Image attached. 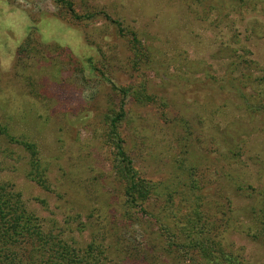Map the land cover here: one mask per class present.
<instances>
[{"label": "rangeland", "instance_id": "374dc122", "mask_svg": "<svg viewBox=\"0 0 264 264\" xmlns=\"http://www.w3.org/2000/svg\"><path fill=\"white\" fill-rule=\"evenodd\" d=\"M122 111L140 175L174 181L186 157L212 236L264 264V0H0V123L37 144L49 187L0 132L3 180L95 264H206L162 201L128 208Z\"/></svg>", "mask_w": 264, "mask_h": 264}, {"label": "trees", "instance_id": "16d2710c", "mask_svg": "<svg viewBox=\"0 0 264 264\" xmlns=\"http://www.w3.org/2000/svg\"><path fill=\"white\" fill-rule=\"evenodd\" d=\"M246 96V95H242ZM122 111L110 120L109 135L113 148V169L123 185L125 202L130 209H136L155 197L162 201L163 210L171 217L187 249L199 251L206 264H241L223 243L212 236L202 211L201 199L204 188L194 176V165L183 157L179 162L181 173L174 181L154 182L140 175L127 154L124 139L119 132ZM0 132L12 142L22 144L29 152L30 176L45 188L48 182L41 177L39 148L34 142H19L7 126L0 123ZM188 174V179L182 176ZM0 163V264H95L93 250L88 257L80 255L60 234L44 228L41 218L30 211L20 193L2 178ZM178 198L181 200L178 202ZM178 203L187 213L180 214ZM235 227V224H232ZM91 257V258H90Z\"/></svg>", "mask_w": 264, "mask_h": 264}]
</instances>
